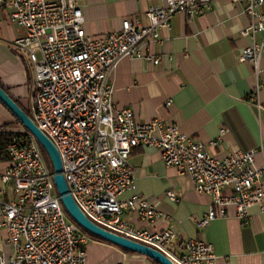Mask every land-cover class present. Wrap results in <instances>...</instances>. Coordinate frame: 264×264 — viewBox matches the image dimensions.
<instances>
[{"label":"built area","instance_id":"built-area-1","mask_svg":"<svg viewBox=\"0 0 264 264\" xmlns=\"http://www.w3.org/2000/svg\"><path fill=\"white\" fill-rule=\"evenodd\" d=\"M84 1L0 0V11H8L10 23L26 32L11 49L33 68L31 119L58 152L69 194L92 223L158 251L172 264H214L211 244L187 239L181 243L182 253L175 255L171 248L177 236L172 227L149 233L122 220L125 212L149 223L166 218L156 202L135 192L136 176L129 157L138 147H153L165 167L187 176L195 191L209 198L207 214L195 220L203 227L224 218L228 208L244 224L250 207L264 210V150L212 156L203 143L161 119L138 123L130 110L116 109L108 83L121 59L157 65L159 59L143 50L160 41L159 31L169 28L173 16L191 19L201 15L210 0H160L144 12L148 25L124 19L118 31L97 36L84 31ZM231 2L249 17L240 36L251 43L237 61L249 64L256 77L264 78V69H260L264 0ZM255 107L261 109L257 102ZM224 133L222 129L220 136ZM218 144L219 139L210 143L212 147ZM8 157L0 182L12 183L14 199L0 200V227L7 232L6 244L12 252L10 257L0 254V264H86L91 239L64 211L41 146L27 132L17 133ZM128 191H132L130 197L120 200ZM166 197L177 202L173 192Z\"/></svg>","mask_w":264,"mask_h":264},{"label":"crops","instance_id":"crops-1","mask_svg":"<svg viewBox=\"0 0 264 264\" xmlns=\"http://www.w3.org/2000/svg\"><path fill=\"white\" fill-rule=\"evenodd\" d=\"M160 0H85L82 4L84 31L97 36L118 31L124 19L148 25L144 12ZM8 11H0V85L25 112L34 105L33 68L26 58L12 51V43L25 37V30L10 23ZM249 17L231 0H210L209 8L191 19L175 15L168 29L159 31L160 41L143 53L159 59L157 65L141 59H121L108 83L116 109H128L135 121L161 119L183 135L196 139L215 157L228 153L264 150V78L256 77L238 56L251 40L240 33ZM259 39L257 38V41ZM264 69V57L260 62ZM255 102L261 105L257 110ZM169 103V105H166ZM14 118L0 104V127ZM225 133L220 136V131ZM217 147L211 142L217 141ZM135 176V192L157 203L166 218L149 223L125 212L122 220L130 227L149 233L172 227L176 240L171 248L182 253L181 243L195 239L211 244L214 264H264V210L248 209V223L238 219L233 208L224 218L199 227L195 220L208 212L209 198L198 194L191 180L167 168L153 147H138L129 157ZM259 162L260 159L258 158ZM8 162L0 163V176ZM173 192L177 202L166 197ZM132 191L120 197L126 200ZM14 199L12 183L0 182V200ZM7 232L0 227V254L10 257ZM86 264H154L150 259L128 253L113 245L91 240L86 246Z\"/></svg>","mask_w":264,"mask_h":264},{"label":"water","instance_id":"water-1","mask_svg":"<svg viewBox=\"0 0 264 264\" xmlns=\"http://www.w3.org/2000/svg\"><path fill=\"white\" fill-rule=\"evenodd\" d=\"M0 104L16 119L23 129L30 134L41 146L47 156L53 171V182L56 192L60 198L62 207L68 217L83 231L99 238L117 248L130 253L142 255L157 264H172L158 251L124 238L117 234L106 231L92 223L77 207L69 194L67 185L62 175V165L58 152L51 141L36 127L32 119L11 99V97L0 87Z\"/></svg>","mask_w":264,"mask_h":264},{"label":"trees","instance_id":"trees-1","mask_svg":"<svg viewBox=\"0 0 264 264\" xmlns=\"http://www.w3.org/2000/svg\"><path fill=\"white\" fill-rule=\"evenodd\" d=\"M0 87L9 95L8 91L5 90L1 85ZM10 96V95H9ZM12 99V98H11ZM13 100V99H12ZM14 101V100H13ZM16 103V101H15ZM17 104V103H16ZM18 105V104H17ZM24 113L29 117L31 118V114L29 112H25ZM16 120V119H15ZM18 123V122H17ZM19 124V123H18ZM24 130V129H23ZM26 131H22V132H13L12 129L10 128L9 125H3L0 127V163H3V162H8L9 161V157H8V147L12 141V138L15 134L17 133H25ZM45 154V153H44ZM46 156V155H45ZM47 157V156H46ZM81 229V228H80ZM82 230V229H81ZM83 231V230H82ZM85 234H87L89 236V238L91 240H95V241H100V242H103V243H107L99 238H96L88 233H86L85 231H83ZM109 244V243H107ZM111 245V244H109ZM120 249V248H119ZM123 250V249H122ZM125 251V250H123ZM127 252V251H125ZM130 253V252H128ZM148 259V258H147ZM152 261V260H151ZM154 264H157L155 263L154 261H152Z\"/></svg>","mask_w":264,"mask_h":264},{"label":"rangeland","instance_id":"rangeland-1","mask_svg":"<svg viewBox=\"0 0 264 264\" xmlns=\"http://www.w3.org/2000/svg\"><path fill=\"white\" fill-rule=\"evenodd\" d=\"M10 126V128L12 129L13 132H22L23 127L17 123V121L15 120V118H11V122L9 124H7Z\"/></svg>","mask_w":264,"mask_h":264}]
</instances>
